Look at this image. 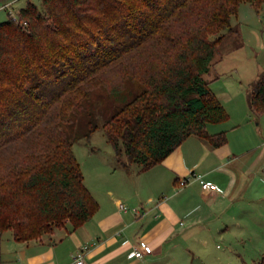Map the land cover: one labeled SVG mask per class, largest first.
Segmentation results:
<instances>
[{"label": "trees", "instance_id": "obj_1", "mask_svg": "<svg viewBox=\"0 0 264 264\" xmlns=\"http://www.w3.org/2000/svg\"><path fill=\"white\" fill-rule=\"evenodd\" d=\"M243 1L264 3L28 0L9 12L0 22V234L39 240L97 211L73 143L99 126L121 166L140 170L190 135L224 144L226 132L206 126L229 114L203 74ZM249 87L260 116L264 71ZM251 264H264V252Z\"/></svg>", "mask_w": 264, "mask_h": 264}, {"label": "crops", "instance_id": "obj_2", "mask_svg": "<svg viewBox=\"0 0 264 264\" xmlns=\"http://www.w3.org/2000/svg\"><path fill=\"white\" fill-rule=\"evenodd\" d=\"M245 95L248 104L246 89ZM225 99L231 102L228 96ZM207 130L225 132L219 127ZM122 168L125 175L120 173L112 186L97 175L90 178V187L85 183L99 207L82 225L73 229L67 223L39 240H15L14 255L2 245L0 264H71L83 245L88 246L83 264H192L207 239L247 220L249 209L264 207V143L256 146L243 140L239 144L229 136L224 144L212 146L190 135L147 170L133 163ZM193 173L219 189H203L198 179L178 186L180 179ZM120 203L132 207L121 209ZM145 243L151 246L150 253L131 255Z\"/></svg>", "mask_w": 264, "mask_h": 264}, {"label": "rangeland", "instance_id": "obj_3", "mask_svg": "<svg viewBox=\"0 0 264 264\" xmlns=\"http://www.w3.org/2000/svg\"><path fill=\"white\" fill-rule=\"evenodd\" d=\"M27 1L0 0V22L8 18L9 12L16 15ZM29 1L38 8L42 7L41 0ZM231 24L235 28L234 32L225 30L217 34H224L215 56L220 60L203 74L210 88L219 94L220 99L228 106L230 116L215 126L209 123L207 129L219 127L225 130L227 138L230 136L239 144L248 140L250 144L262 145L264 114L257 116L248 109L245 89L249 92L251 81L256 80L264 71V3L256 10L249 2H241L237 14L232 16ZM225 96H228L231 102L228 103ZM233 97L237 99L234 100ZM97 117L98 125H101L103 114L98 111ZM73 150L85 176L84 183L89 187L90 178H94V175L109 186L119 179L120 173L125 175V170L117 161L114 149L107 142L101 126L92 131L89 139L75 140ZM128 172L130 173V170ZM164 194L163 196H166V193ZM124 204L126 209L132 207ZM262 204L264 206V202ZM247 212V220L244 218L240 223L234 222L222 234L207 239L203 251L196 248L199 253L192 258V264H251L259 260L264 252V207L249 209ZM0 239V246L10 248L14 255L18 244L13 240L11 231H3Z\"/></svg>", "mask_w": 264, "mask_h": 264}, {"label": "built area", "instance_id": "obj_4", "mask_svg": "<svg viewBox=\"0 0 264 264\" xmlns=\"http://www.w3.org/2000/svg\"><path fill=\"white\" fill-rule=\"evenodd\" d=\"M191 179H198L200 181V184H201L203 189H208V190H218L219 189L217 184H215L213 182L206 181V180L202 179V177L200 175H196L194 173L187 176V177L180 179L178 181V186L179 187L185 186L186 184H188L190 182ZM119 207L121 209H126V207L122 203L119 204ZM134 211H137V209H134ZM87 249H88V246L83 245L74 255L73 262L71 264H83L84 263V256H85ZM150 252H151V246L149 244L145 243V244H142L140 246L135 247L134 250L131 251V255H133L135 257H141L144 254H148Z\"/></svg>", "mask_w": 264, "mask_h": 264}]
</instances>
